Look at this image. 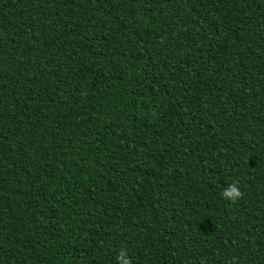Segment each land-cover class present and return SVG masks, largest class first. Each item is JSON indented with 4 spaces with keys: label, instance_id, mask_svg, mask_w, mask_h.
<instances>
[{
    "label": "trees",
    "instance_id": "16d2710c",
    "mask_svg": "<svg viewBox=\"0 0 264 264\" xmlns=\"http://www.w3.org/2000/svg\"><path fill=\"white\" fill-rule=\"evenodd\" d=\"M122 249L264 264V0H0V264Z\"/></svg>",
    "mask_w": 264,
    "mask_h": 264
},
{
    "label": "clouds",
    "instance_id": "9594fccd",
    "mask_svg": "<svg viewBox=\"0 0 264 264\" xmlns=\"http://www.w3.org/2000/svg\"><path fill=\"white\" fill-rule=\"evenodd\" d=\"M244 193L241 191L238 182H233L224 188L221 192V196L232 203H236L239 199L243 197ZM117 260L119 264H132L130 258L128 257L126 251L123 249L118 253Z\"/></svg>",
    "mask_w": 264,
    "mask_h": 264
}]
</instances>
